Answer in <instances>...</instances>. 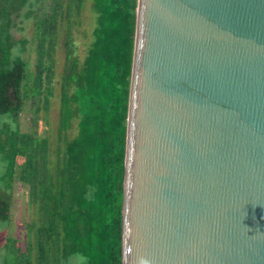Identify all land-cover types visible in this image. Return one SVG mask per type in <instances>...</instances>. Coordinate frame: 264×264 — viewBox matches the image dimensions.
I'll use <instances>...</instances> for the list:
<instances>
[{"label": "water", "instance_id": "water-1", "mask_svg": "<svg viewBox=\"0 0 264 264\" xmlns=\"http://www.w3.org/2000/svg\"><path fill=\"white\" fill-rule=\"evenodd\" d=\"M121 264H264V0H136Z\"/></svg>", "mask_w": 264, "mask_h": 264}, {"label": "trees", "instance_id": "trees-1", "mask_svg": "<svg viewBox=\"0 0 264 264\" xmlns=\"http://www.w3.org/2000/svg\"><path fill=\"white\" fill-rule=\"evenodd\" d=\"M86 2L0 0V221L10 223L15 180L30 206L23 235L5 236L2 264H121L136 0H90L95 26L79 57ZM23 8L34 25L32 67L12 51ZM56 96L53 136L20 129L28 101L48 116Z\"/></svg>", "mask_w": 264, "mask_h": 264}, {"label": "rangeland", "instance_id": "rangeland-1", "mask_svg": "<svg viewBox=\"0 0 264 264\" xmlns=\"http://www.w3.org/2000/svg\"><path fill=\"white\" fill-rule=\"evenodd\" d=\"M24 11L25 8H23L19 15L15 17V26L12 29V34L17 43L15 44L12 51L25 61L27 67H32L34 62V51L32 49L34 25L33 19L31 17H24ZM82 20V26L74 34V42L77 49L76 52L79 57H82L85 53V49L87 47L86 44L90 41V31L95 26L94 12L91 8L90 0H87L85 4V9L82 13ZM83 31H85V34ZM22 40H27L25 48L23 46ZM57 58L59 63V55ZM57 78L58 76H56L55 80ZM31 103L32 102L28 101L25 105L24 111L22 112L20 119V129L22 131H32L42 135L51 134L53 136L52 133H55L56 129L55 121L59 105L58 96L52 97V104L48 110V116H45L43 110L35 112L36 104L34 106ZM43 117L48 118L49 124L43 120ZM2 169L3 166L0 164V172ZM12 192L13 196L10 209V223L5 227V224L0 221V264H2V243L4 242L5 236L8 233L14 236L23 235L21 223L29 216L30 212L26 188L19 180H15L13 182Z\"/></svg>", "mask_w": 264, "mask_h": 264}]
</instances>
